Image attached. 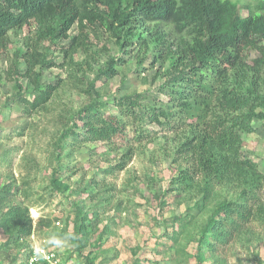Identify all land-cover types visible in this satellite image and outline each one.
I'll return each mask as SVG.
<instances>
[{"label": "trees", "instance_id": "obj_1", "mask_svg": "<svg viewBox=\"0 0 264 264\" xmlns=\"http://www.w3.org/2000/svg\"><path fill=\"white\" fill-rule=\"evenodd\" d=\"M248 7L241 15L235 0H0V61L8 59L6 72L19 88L16 101L30 116L48 111L60 90L78 88L89 95L78 111L60 114L58 147L78 140L113 144L117 138L141 144L158 138L160 129L171 134L163 137L179 164L175 190L191 200L200 196L208 207L207 219L194 222L193 230L181 217L180 232L185 238L200 236L197 250L207 245L217 251L219 243L254 233L255 226L264 229V172L243 144V135L256 131L254 120H264V0ZM26 29L23 46L10 56L11 35ZM102 31L122 55L134 54L138 70L147 62L146 69L155 68L167 100L139 92L114 95L115 112L106 110L97 82L116 75L117 63L128 59L104 58L106 45L98 48L92 39V32L98 41ZM52 67L64 70L65 78L43 84L42 70ZM20 78L33 86L31 98ZM126 146L112 170L124 169L132 158V145ZM59 169L51 179L56 189L62 186ZM0 228L8 244L24 241L33 233L30 207L12 202ZM75 228L83 232L86 223ZM203 257L199 250L198 261Z\"/></svg>", "mask_w": 264, "mask_h": 264}, {"label": "rangeland", "instance_id": "obj_2", "mask_svg": "<svg viewBox=\"0 0 264 264\" xmlns=\"http://www.w3.org/2000/svg\"><path fill=\"white\" fill-rule=\"evenodd\" d=\"M240 14L247 15L255 0H235ZM27 29L11 35L8 54L23 46ZM106 47L104 58L126 57L117 63V74L97 82L106 110L115 112L113 96L139 92L163 100L159 91L163 78L155 68L138 70L134 54L122 55L118 45L105 31L96 41ZM66 43V41H63ZM257 53L251 54L254 57ZM55 61L62 56L55 52ZM149 61V60H147ZM8 59L0 61V218L12 202L30 207L33 233L24 241L7 243L9 237L0 228V264H19L21 255L35 243L46 245L69 264H264V229L255 226L250 234L218 244L217 251L203 245V260L197 259L200 236L185 238L179 220L187 217L188 230L194 222L207 219L200 196L177 193L172 184L179 167L174 149L168 143L171 134L159 130L158 138L137 144L124 139L107 142L69 141L58 147L61 137L62 111L71 115L89 103V95L80 89L66 88L47 104L48 111H34L31 116L16 101L17 81L8 76ZM61 68L42 70V83H61ZM89 75V74H88ZM95 72L90 73L93 79ZM23 92L30 98L33 87L20 78ZM68 122V121H67ZM256 131L243 135L244 151L258 162L264 172V120H254ZM150 128L159 129L156 124ZM163 135L167 137L164 138ZM132 145L133 156L124 169L112 170L120 156ZM121 147V148H119ZM62 182L59 189L51 185L55 174ZM11 188V189H10ZM7 189V190H5ZM87 217V219H82ZM85 222L86 230L75 228ZM77 233V236L75 234Z\"/></svg>", "mask_w": 264, "mask_h": 264}, {"label": "built area", "instance_id": "obj_3", "mask_svg": "<svg viewBox=\"0 0 264 264\" xmlns=\"http://www.w3.org/2000/svg\"><path fill=\"white\" fill-rule=\"evenodd\" d=\"M19 264H69L55 251L49 249L46 245L35 243L31 250H27L25 255H21Z\"/></svg>", "mask_w": 264, "mask_h": 264}]
</instances>
